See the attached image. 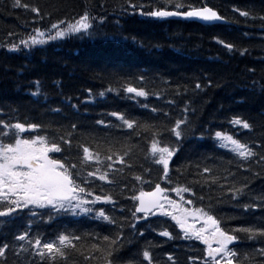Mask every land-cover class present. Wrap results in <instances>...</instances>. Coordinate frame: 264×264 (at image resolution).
<instances>
[{
  "label": "trees",
  "instance_id": "1",
  "mask_svg": "<svg viewBox=\"0 0 264 264\" xmlns=\"http://www.w3.org/2000/svg\"><path fill=\"white\" fill-rule=\"evenodd\" d=\"M21 2L39 8V15L14 7V0H0V120L44 125L22 133L25 138L46 133L52 136V126H63L59 131L64 134L71 131L70 123H76L71 153L61 145L62 152L51 153L50 157L67 162L65 157L71 154L73 162L78 163L76 145L82 142L101 153V171L107 170L108 163L123 168L122 173L109 171L113 183L92 177L88 178V186L95 195H112L115 206L97 203L94 207H103L124 227L117 229L92 215L60 213L49 220L46 209H37L39 215L35 217L28 211H18L0 218V243L9 244L0 264H40L39 258L31 255L27 241L14 240L25 231L29 232V239L39 235L42 241L52 240L61 232L72 233L82 236L85 243L95 242L88 233L114 236L122 231L124 246L113 258L114 264H147L142 258L143 250L150 252L152 264L210 261L206 246L197 239H185L173 220H132L135 201L131 197L164 180L162 166L145 158L152 130L161 133L158 138L162 146L178 148L169 163L165 182L173 189L181 185L190 187L187 198L193 209L203 208L215 216L225 231L264 228V207H242L253 202L259 205L261 202L255 198L264 196V164L256 162L264 155V0H179L185 5L212 7L227 22L212 26L172 18L155 20L140 14V5L144 12L166 5L172 10L168 0ZM131 5L137 8L133 10ZM241 11L249 15L242 16ZM84 12L95 18L90 34H74L30 48L20 45L21 39L34 34L33 29L48 30L53 23L64 27ZM13 44L19 47L13 50ZM226 44L233 48L229 50ZM141 76L143 80L139 79ZM36 82L39 96L31 94L36 91ZM196 83L201 84V89H195ZM128 84L143 87L149 95L135 97L126 93L123 89ZM109 88L112 91H106ZM66 96L72 97L76 109L68 106ZM186 104L189 110L185 113ZM54 108H59L60 113L50 111ZM112 112L139 124L147 122L153 129H138L140 135H136L133 130L118 127L121 122L110 115ZM185 116L188 123L182 126L184 137L177 144L168 129ZM234 116L247 120L251 129L232 125L230 120ZM100 120L105 123L97 124ZM216 131L247 143L257 156L239 161L229 149L217 144ZM129 148L131 151L124 159L131 167L121 165L115 155L113 161L103 159L117 152L123 155ZM204 167L212 169L211 175L218 178V183L204 182L203 176L209 175H200ZM85 175L81 170L78 182L83 183ZM137 175L142 179L136 180ZM245 184L244 194L232 199L227 189ZM129 223L136 224L135 231L128 227ZM163 230L169 231L171 238L159 235ZM234 234L239 239L230 248L237 251L238 260L242 264H264V257L254 251L264 248V239L249 240L243 232ZM21 243L29 248L28 252L19 249ZM245 254L249 259H243ZM57 264L101 262L85 261L71 252L66 261L58 260Z\"/></svg>",
  "mask_w": 264,
  "mask_h": 264
},
{
  "label": "snow or ice",
  "instance_id": "2",
  "mask_svg": "<svg viewBox=\"0 0 264 264\" xmlns=\"http://www.w3.org/2000/svg\"><path fill=\"white\" fill-rule=\"evenodd\" d=\"M171 4L172 10H169L167 5L165 7L154 8L153 10L144 12L142 11L143 5H140L141 15L154 18H167V17H181L193 21H201L205 23H213L223 18L212 7L207 5L196 7L193 5H185L184 3L176 0H168ZM14 7H22L30 9L31 12L39 15V8L31 7L27 3H22L21 0H14ZM133 10L137 8L136 5H131ZM239 11V10H237ZM240 15L248 16L249 13L241 11ZM95 18L90 17L87 12L79 17L75 22H61L65 23L64 27H60L58 23H53L48 30H41L40 28L33 29V33L26 39L20 40V45L30 48L36 45H42L51 40L62 39L74 34H90L92 28V21ZM102 19V18H101ZM221 43H224L221 41ZM19 46L16 44L11 45V49L15 50ZM226 48L231 50L232 44H226ZM243 54V50L241 52ZM140 80L144 78L139 77ZM211 84V81H208ZM59 87V83L57 82ZM195 89H201V84L196 83ZM187 90V89H185ZM89 92V99L91 97V89ZM106 91H112L111 88ZM123 91L126 93L135 94V97H147L149 92L143 87H134L128 84ZM33 96L40 95L39 82H36V91L31 93ZM104 92H100V96H104ZM64 100L72 109L77 106L71 103L72 97L66 96ZM146 107V105H145ZM189 110L188 105H185V113ZM53 113H60L59 108L50 109ZM156 111L155 108L152 109ZM111 116L117 117L121 122L118 127H124L133 130L136 135H140V131L148 132L153 129V126L147 122L139 124L134 119L126 118L119 112L110 113ZM103 120L97 121V124L103 125ZM188 123L187 117L177 119L174 125L168 129L171 134L176 138L177 144L184 137V128ZM230 123L232 125L240 126L243 129H251L252 125L239 116H234ZM44 125L39 123H8L0 120V218H8L17 210L28 209L32 217L39 215L37 209H46L49 220L53 219L54 215L60 213H71L73 215H92L96 219L108 222V224L122 229L123 224H118L116 219L106 214L103 207L95 208L98 202L111 203L115 206V201L112 195L102 194L95 195L91 187L88 186V178L95 177L100 181L113 183L109 179V171L123 172V168H114L113 163L106 164V171H101L99 164L101 163V153L98 150L90 148L88 145L77 142V156L78 163L73 162L71 154L65 157L67 162L61 159H53L49 153H61V145H65L69 153L72 149V136L76 130V123H70L68 126L71 131L60 134V127L52 126L53 135L46 134L31 135L30 138H25L22 133L35 131L41 129ZM161 133L158 130H152V139L150 141V149L146 153V159L151 158L152 162L162 166V173L165 179L169 174V163L173 156L176 154L178 148L163 144L158 138ZM217 144L220 147L229 149L241 162H246L257 156V153L247 143H242L239 139L234 138L227 133L216 131L214 133ZM111 152V148L108 149ZM131 149L125 151L123 155L120 153H113L106 155L103 159L113 161V155L121 165L131 167L124 157L128 156ZM258 164H264V155H261L256 161ZM88 167L94 170L88 171ZM199 167V166H197ZM81 170L86 174L83 183L78 182L81 179ZM212 169L204 167L201 176L208 173V176H203L205 183H218V178L211 175ZM258 175V174H257ZM136 180H141L142 177L135 176ZM226 179V177H225ZM223 188V185H220ZM247 185L240 187H229L227 192L232 199H236L243 195ZM102 190V189H101ZM166 189L161 188L159 184L155 185L152 192H144L140 190L138 194L133 195L131 199L138 203L135 204L134 210L131 211L133 221L141 219L147 220L150 215L160 213L164 216H171L176 224L183 231L185 239L195 238L202 241L207 245V256L210 261H205V264H242V260H238V253L234 248L229 245L237 241L239 237L234 234L235 232H243L249 240L264 239V228L242 227L233 231H225L220 226V221L215 216L210 215L203 208L187 209L176 201L170 200L164 196L163 193ZM172 191H176L179 195L182 192H190V187L178 186ZM93 197L91 200L87 197ZM183 199V197H181ZM261 203L258 205L255 202L242 205L244 209L264 207V196L256 197ZM168 208L165 207V203ZM191 204V201H188ZM137 213H142L138 216ZM189 217H194L196 220H202L203 224L200 228L195 227V223H189ZM6 222V221H5ZM128 227L136 230L135 223H129ZM91 236L95 242L85 243L82 236L74 235L72 233H59L54 239L49 241H42L40 236L37 235L34 239H29V232L25 231L22 234L15 236L16 241H27L31 249V255L38 257L40 264H57V261H66L71 252L78 253L84 258L85 261L93 260L101 262V264H114V257L118 255L120 249L124 246L122 240V231H117L114 236L100 235V234H86ZM138 235H143L139 232ZM163 237L171 238L172 234L163 230L159 233ZM130 243V241H129ZM213 244L216 246L213 247ZM9 248L8 243H0V257L5 256L6 250ZM19 249L28 252L29 248H25L23 243L19 244ZM257 255L264 257V248L255 250ZM143 261L147 264H152V257L148 250L142 252ZM244 260L249 259L245 254ZM169 260L172 257L169 256ZM127 264H134L133 261H128Z\"/></svg>",
  "mask_w": 264,
  "mask_h": 264
},
{
  "label": "rangeland",
  "instance_id": "3",
  "mask_svg": "<svg viewBox=\"0 0 264 264\" xmlns=\"http://www.w3.org/2000/svg\"><path fill=\"white\" fill-rule=\"evenodd\" d=\"M176 196H177V192L176 191H172L171 192V196L168 198L170 200H173L175 201L176 200ZM165 207L168 208V205L165 203ZM183 207V206H182ZM185 208V207H184ZM159 214V213H158ZM171 217V216H170ZM189 223H195V227L196 228H200L203 224V221L202 220H196L194 217H189Z\"/></svg>",
  "mask_w": 264,
  "mask_h": 264
},
{
  "label": "water",
  "instance_id": "4",
  "mask_svg": "<svg viewBox=\"0 0 264 264\" xmlns=\"http://www.w3.org/2000/svg\"><path fill=\"white\" fill-rule=\"evenodd\" d=\"M174 18L185 19V18H181V17H174ZM185 20H188V19H185ZM189 21H193V20H189ZM195 22H198V23L203 24V25H215V24H224L225 23L224 20H219V21H216L213 23H205V22H201V21H195ZM213 245H215V244H213Z\"/></svg>",
  "mask_w": 264,
  "mask_h": 264
}]
</instances>
